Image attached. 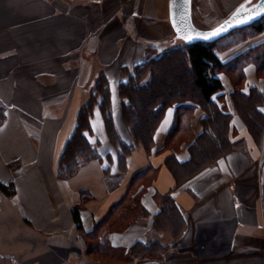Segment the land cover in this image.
Segmentation results:
<instances>
[{"label":"crops","instance_id":"crops-1","mask_svg":"<svg viewBox=\"0 0 264 264\" xmlns=\"http://www.w3.org/2000/svg\"><path fill=\"white\" fill-rule=\"evenodd\" d=\"M256 1L190 0L191 22L198 29L197 21L219 24ZM171 4L0 0V183L13 188L12 195L0 191V264H264V134L257 143L232 101L233 92L264 93V62L246 58L264 48V31L233 34L216 50L224 66L216 73L222 89L211 100L227 116L233 147L213 163L179 176V183L169 169L172 159L188 161L190 144L203 132L198 105L167 107L149 151L134 142L123 119L119 87L131 69L179 45ZM100 75L108 83L118 137L133 146L125 169L94 107L88 139L98 158L60 179V154ZM128 195H138L144 211L124 230L107 231L104 218ZM166 195L183 219L177 234L179 222L154 228ZM151 242L161 253H129L136 243Z\"/></svg>","mask_w":264,"mask_h":264},{"label":"trees","instance_id":"trees-1","mask_svg":"<svg viewBox=\"0 0 264 264\" xmlns=\"http://www.w3.org/2000/svg\"><path fill=\"white\" fill-rule=\"evenodd\" d=\"M251 3L243 5L244 7ZM243 7V8H244ZM240 6L238 9H241ZM264 31V15L254 22L233 30L226 36L207 43H186L170 48L158 57H148L134 66L128 73V80L120 84L119 93L123 99L122 115L128 125L135 143H140L146 151L150 150L154 130L167 107L174 104L185 106L198 105L204 110L203 132L189 146V159L178 163L175 159L169 166L179 183V176L189 177L202 167L213 163L219 156L231 149L226 136L227 116L222 114L211 100L213 94L222 89L216 73L224 66L216 56V50L223 40L233 34H257ZM248 60L264 62V48L254 49L247 55ZM250 58V59H249ZM236 112L242 118L250 134L257 143L264 134V93L252 88L249 94L232 93ZM94 107H98L109 141L117 150V161L125 169V159L132 150L131 144L120 140L114 128L110 92L103 75L98 77L94 94L87 105L78 113L76 126L66 141L59 157L57 177L67 179L74 175L82 163L97 157L96 146L89 139L91 135L90 119ZM4 120V107L0 105V124ZM108 161L110 162L109 155ZM0 191L12 195V184L2 185ZM160 208L154 218V228L161 229L165 223L179 222L174 234L183 227V219L173 199L166 195L160 198ZM123 204V205H122ZM122 206L111 210L104 218L108 222L107 231H122L134 222L144 209L139 204V196H126ZM72 219L78 230L81 221L78 207L71 210ZM114 218L111 222V218ZM163 248L157 243H136L129 253L136 255H156Z\"/></svg>","mask_w":264,"mask_h":264},{"label":"water","instance_id":"water-1","mask_svg":"<svg viewBox=\"0 0 264 264\" xmlns=\"http://www.w3.org/2000/svg\"><path fill=\"white\" fill-rule=\"evenodd\" d=\"M260 2L261 0H257L254 4L241 8L239 9L240 14L234 15L235 13H237V9L218 25L208 30H202L196 28L191 22L190 0H172L170 9L171 27L174 34L186 43H210L226 36L233 30L244 27L262 17L264 13L255 15L254 11H249L254 10L255 6L258 5ZM249 15H252L251 19H248ZM242 20L244 21L243 23L241 22ZM221 27H223L224 30L220 31L218 35H210L213 31H216ZM205 36H209V38L205 39ZM188 37H191V39H188Z\"/></svg>","mask_w":264,"mask_h":264},{"label":"snow or ice","instance_id":"snow-or-ice-1","mask_svg":"<svg viewBox=\"0 0 264 264\" xmlns=\"http://www.w3.org/2000/svg\"><path fill=\"white\" fill-rule=\"evenodd\" d=\"M242 8L244 7L243 5L241 6ZM250 12L251 11H254V14L255 15H259V14H262L264 13V0H261V2L255 6V9L254 10H249ZM240 14V10L238 9L237 10V13H235L234 15H239ZM252 18V15H249L248 16V19H251ZM242 23L244 22L243 20L241 21ZM223 27H221L220 29L216 30V31H213L210 35L211 36H215V35H218L220 31H223ZM205 39H208L209 36H205L204 37ZM188 39H191V37H188Z\"/></svg>","mask_w":264,"mask_h":264},{"label":"rangeland","instance_id":"rangeland-1","mask_svg":"<svg viewBox=\"0 0 264 264\" xmlns=\"http://www.w3.org/2000/svg\"><path fill=\"white\" fill-rule=\"evenodd\" d=\"M196 23L200 29H208V28L212 27L214 24H216L217 22L205 24V23H200L199 21H197ZM181 42H182V40L179 41V45L181 44ZM102 262L103 263H105V262L109 263L110 261L106 260V261H102Z\"/></svg>","mask_w":264,"mask_h":264},{"label":"bare ground","instance_id":"bare-ground-1","mask_svg":"<svg viewBox=\"0 0 264 264\" xmlns=\"http://www.w3.org/2000/svg\"><path fill=\"white\" fill-rule=\"evenodd\" d=\"M219 23H220V22H219ZM216 25H218V24H216ZM216 25H214V26H216ZM214 26H213V27H214ZM213 27H212V28H213ZM209 29H211V28H209ZM206 30H208V29H206Z\"/></svg>","mask_w":264,"mask_h":264}]
</instances>
